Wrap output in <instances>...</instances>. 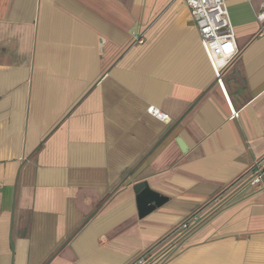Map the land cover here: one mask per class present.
Returning <instances> with one entry per match:
<instances>
[{"label": "crops", "instance_id": "0c3cea01", "mask_svg": "<svg viewBox=\"0 0 264 264\" xmlns=\"http://www.w3.org/2000/svg\"><path fill=\"white\" fill-rule=\"evenodd\" d=\"M263 2L0 0V264H264Z\"/></svg>", "mask_w": 264, "mask_h": 264}, {"label": "built area", "instance_id": "2783aa9c", "mask_svg": "<svg viewBox=\"0 0 264 264\" xmlns=\"http://www.w3.org/2000/svg\"><path fill=\"white\" fill-rule=\"evenodd\" d=\"M190 17L196 27L203 49L210 61V64L219 77V70L235 57L237 48L235 34L230 22L225 0H184ZM256 20L264 25V2L261 4ZM141 42V40H138ZM220 83V80L218 79ZM147 114L152 118L169 122V117L155 107H148ZM237 113L232 111V118ZM253 175L247 182L251 187L261 188L264 186V158L255 164ZM186 229L187 226L182 227ZM135 264H143L139 260Z\"/></svg>", "mask_w": 264, "mask_h": 264}, {"label": "water", "instance_id": "95a60500", "mask_svg": "<svg viewBox=\"0 0 264 264\" xmlns=\"http://www.w3.org/2000/svg\"><path fill=\"white\" fill-rule=\"evenodd\" d=\"M143 187H144V185L139 184V185L136 186V189H135V190H136V191H137V190H140V189L142 190ZM195 225H196V224H195ZM195 225H193L191 228H193ZM184 233H185V232H184ZM184 233H183V234H184ZM183 234H182V235H183Z\"/></svg>", "mask_w": 264, "mask_h": 264}, {"label": "trees", "instance_id": "16d2710c", "mask_svg": "<svg viewBox=\"0 0 264 264\" xmlns=\"http://www.w3.org/2000/svg\"><path fill=\"white\" fill-rule=\"evenodd\" d=\"M193 229H194V228H193ZM191 230H192V228H190L188 231H186L181 237H183V236H185L186 234H188V232L191 231ZM147 261H148V260H147ZM147 261H146V262H147ZM144 264H145V263H144ZM146 264H150V262H148V263H146Z\"/></svg>", "mask_w": 264, "mask_h": 264}]
</instances>
